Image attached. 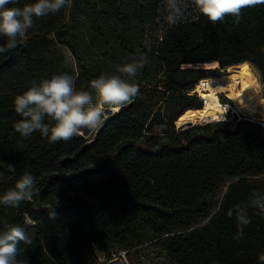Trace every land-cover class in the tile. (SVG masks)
Returning a JSON list of instances; mask_svg holds the SVG:
<instances>
[{"label": "trees", "instance_id": "obj_1", "mask_svg": "<svg viewBox=\"0 0 264 264\" xmlns=\"http://www.w3.org/2000/svg\"><path fill=\"white\" fill-rule=\"evenodd\" d=\"M122 1L72 0L34 18L17 47L0 54V195L25 172L40 189L19 208L0 205V232L19 224L33 237L32 246L21 244L25 264H95L110 248L145 238L162 241L179 264H264V122L175 124L184 108H203L190 92L221 77L218 69L249 63L264 88V4L245 9L239 24L198 13L149 41L154 9L126 12ZM141 55L149 63L136 78L140 94L93 140L53 143L15 131L14 98L32 81L68 73L87 91L99 74ZM205 64L219 68L191 67Z\"/></svg>", "mask_w": 264, "mask_h": 264}, {"label": "clouds", "instance_id": "obj_2", "mask_svg": "<svg viewBox=\"0 0 264 264\" xmlns=\"http://www.w3.org/2000/svg\"><path fill=\"white\" fill-rule=\"evenodd\" d=\"M71 3L72 0H35L19 7L14 6L19 0H0V37L6 38V43L0 45V54L17 47L33 27L34 18L55 15L71 7ZM261 4L264 0H191V5L213 24L223 22L229 16L239 24L245 9ZM186 8L182 0H166L167 23L178 24L184 18ZM148 63V58L141 55L131 62L117 65L113 73L99 74L89 83L92 92L77 90L75 78L68 73L32 81L30 87L14 98V111L20 117L14 124L15 131L25 138L38 131L41 137L54 143L84 135V130L99 129L106 109L118 112L121 106L132 103L140 94L136 78ZM37 195H40V189L36 178L25 172L14 187L0 195V205L19 208L22 202ZM236 219L240 226L251 222L241 207L237 209ZM21 244L28 247L34 244L25 227L10 224L0 232V264H25L18 259ZM261 260L264 261V255Z\"/></svg>", "mask_w": 264, "mask_h": 264}, {"label": "bare ground", "instance_id": "obj_3", "mask_svg": "<svg viewBox=\"0 0 264 264\" xmlns=\"http://www.w3.org/2000/svg\"><path fill=\"white\" fill-rule=\"evenodd\" d=\"M228 71L227 75L204 79L196 85L190 94H197L201 98L203 108H184L177 118V124L187 121L194 125L206 124L223 118L230 110L257 121L264 118L261 84L251 66L242 63L229 67ZM222 95L231 101V105L222 102Z\"/></svg>", "mask_w": 264, "mask_h": 264}, {"label": "rangeland", "instance_id": "obj_4", "mask_svg": "<svg viewBox=\"0 0 264 264\" xmlns=\"http://www.w3.org/2000/svg\"><path fill=\"white\" fill-rule=\"evenodd\" d=\"M182 3L187 5L185 16L182 20L194 17L196 14L199 13L195 9V7L191 5V0H182ZM147 6H151L154 9V14H155L154 16H156L155 22L147 25V29H146V36L148 37V40L151 41L157 37H160L167 28L172 26L167 23L165 18L167 14L165 11L166 0H123L122 1V9L126 12L139 10ZM247 64L250 65L249 63ZM250 66L261 84V94L263 96L264 88L262 85L261 74L258 71V69H256L254 66L252 65ZM191 67L209 69V70L219 68L218 64L216 65L205 64V65L191 66ZM218 70L221 76L227 75L229 73L228 71L229 68L218 69ZM87 91L92 92V89L89 88ZM93 95H95L94 92ZM190 95H194V93ZM221 99L222 102L225 103L226 105H231V101L227 97L222 95ZM127 105L128 104L121 106L120 109ZM114 114L115 112L106 109L104 121ZM225 117L227 119L220 118L219 120L208 121L206 124H196V125L193 124V126H205L207 124L216 123L219 121H230L233 118L230 112L228 113V115H225L224 118ZM244 118L252 120V118L248 116H245ZM262 120L260 121L256 120V122H264V118ZM98 130L99 129L93 131L84 130V135H78V136H82L88 141H91L95 138V135ZM95 264H179V263L169 257L166 247L162 241L149 240L145 238L137 242L134 246H129L127 248L126 247L110 248L108 252L98 255V259Z\"/></svg>", "mask_w": 264, "mask_h": 264}, {"label": "water", "instance_id": "obj_5", "mask_svg": "<svg viewBox=\"0 0 264 264\" xmlns=\"http://www.w3.org/2000/svg\"><path fill=\"white\" fill-rule=\"evenodd\" d=\"M181 114V113H180ZM179 114V115H180ZM178 115V116H179ZM178 118V117H177ZM263 121V120H262ZM175 124L177 125V129H182V128H184V127H192L193 126V123L191 122V121H187V122H185L184 124H177L176 122H175Z\"/></svg>", "mask_w": 264, "mask_h": 264}, {"label": "built area", "instance_id": "obj_6", "mask_svg": "<svg viewBox=\"0 0 264 264\" xmlns=\"http://www.w3.org/2000/svg\"><path fill=\"white\" fill-rule=\"evenodd\" d=\"M229 112H230V114L232 115L233 118L237 117V118H239V119H242V118L245 117V116H242V115H240L239 113H237V112H235V111H233V110H230ZM229 112H228V113H229ZM228 113H227L226 115H228ZM233 118H232V119H233ZM223 119H227V118H226V117H225V118L223 117Z\"/></svg>", "mask_w": 264, "mask_h": 264}]
</instances>
